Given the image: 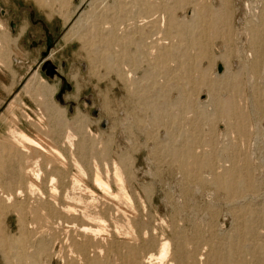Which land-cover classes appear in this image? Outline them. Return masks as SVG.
I'll use <instances>...</instances> for the list:
<instances>
[{
  "label": "rangeland",
  "instance_id": "obj_1",
  "mask_svg": "<svg viewBox=\"0 0 264 264\" xmlns=\"http://www.w3.org/2000/svg\"><path fill=\"white\" fill-rule=\"evenodd\" d=\"M0 7L6 10L0 12V229L10 236L0 243V264L87 262L63 241L69 227L62 223L58 231L51 217L60 214L59 205L83 210L89 202L72 189L75 178L105 205L99 211L105 222L90 224L103 229L97 242L105 237L107 245L99 244L110 251H88L102 264H146L144 253H157L164 241L170 244L166 263L216 264L210 253L220 246L227 257L217 264H232L239 255L233 264H264V0H0ZM29 7L50 27L55 42L48 57L72 84L64 102L56 97L61 78L41 69L44 44L30 46L28 29L38 34L44 27L31 23ZM195 9L214 24L196 20ZM33 74L53 91L29 88ZM22 132L40 146L22 142ZM191 155L198 162L189 163ZM33 166L39 177L29 173ZM97 170L109 182L107 194L94 182ZM19 188L32 199L3 200ZM70 229V242H81ZM235 245L246 248L244 256Z\"/></svg>",
  "mask_w": 264,
  "mask_h": 264
},
{
  "label": "bare ground",
  "instance_id": "obj_2",
  "mask_svg": "<svg viewBox=\"0 0 264 264\" xmlns=\"http://www.w3.org/2000/svg\"><path fill=\"white\" fill-rule=\"evenodd\" d=\"M43 1V0H42ZM90 1V0H89ZM93 1H95V0H91V3L93 2ZM99 1V0H98ZM63 5V4H62ZM109 6V5H108ZM122 10V9H121ZM196 10V9H195ZM194 10V11H195ZM202 10V9H201ZM84 10L83 11H81L79 14H78V16H77V18H76V20L71 24V27H72V25L73 24H77L78 22H80L79 20H81V17H82V19H83V14H84ZM109 12V11H108ZM195 15H193V17L195 18V16H196V20H197V18L199 17V21L201 20V21H206L208 24L209 23H212L211 21L210 22H208V19H207V15L204 13H200L199 12V10L197 9L195 12ZM90 14H92V13H90ZM94 14H97L96 12L94 13ZM87 15V14H86ZM98 15V14H97ZM204 15H205V17H204ZM220 14L218 13V16H219ZM217 15H216V18L218 17ZM86 17H89V16H86ZM114 17V16H113ZM212 17V16H211ZM222 17H223V15H222ZM101 18V17H100ZM219 19H220V17H218ZM96 20V19H95ZM98 20V19H97ZM107 20V19H106ZM212 20V19H211ZM101 22H102V20H100ZM103 21H105V19L103 20ZM110 21V20H109ZM151 20H149V22H150ZM153 22V21H152ZM160 22L161 23H163V22H165V20H164V18L162 19V20H160ZM85 23V22H84ZM95 23V22H94ZM113 23V22H112ZM213 24H214V22H213ZM78 25V24H77ZM76 25V26H77ZM84 25V24H83ZM93 25V24H92ZM100 25V24H99ZM161 25V24H160ZM216 26L218 25L217 24V21H216V24H215ZM75 25H73V27H74ZM82 26V25H81ZM97 26V25H96ZM208 26V25H207ZM213 26V25H212ZM212 26H210V27H212ZM72 27V28H73ZM93 27H95V26H93ZM100 27V26H99ZM117 27V26H116ZM71 28V29H72ZM77 28V27H76ZM96 28V27H95ZM204 28V27H203ZM208 28V27H207ZM252 28H253V26H252ZM97 29H99V28H97ZM96 29V30H97ZM82 31V30H81ZM110 31H111V29H110ZM71 32H72V30H71ZM78 32V31H77ZM74 33V32H73ZM79 33V32H78ZM119 34V33H118ZM258 34V33H257ZM68 35V34H67ZM66 35V36H67ZM66 36H65V38H66ZM69 36V35H68ZM257 36V35H256ZM109 41V40H108ZM112 41V40H111ZM110 43V42H109ZM161 43V42H160ZM164 43H162V45H163ZM166 44V43H165ZM164 44V45H165ZM163 45V46H164ZM257 50V49H256ZM258 54V53H257ZM257 56H259V55H257ZM257 58H259V57H257ZM257 58H255V59H257ZM260 59V58H259ZM253 61H254V59H253ZM256 61V60H255ZM254 61V63H256ZM258 63V62H257ZM260 64V63H259ZM223 65V64H222ZM257 64H255V70L257 71V69H258V66H256ZM225 69V70H224ZM223 70H224V72H223ZM227 70V68H226V66L224 67V65H223V69L221 70V72H223V73H225V71ZM220 72V71H219ZM228 72V71H227ZM45 82V81H44ZM29 88H32V89H37V88H39L40 90H41V92H44V93H47V91H50V90H52L53 91V89H52V86L51 85H49V84H47V83H43V82H41L40 80H39V76H38V74H33L30 78H29ZM71 84V83H70ZM209 84V83H208ZM71 86H72V84H71ZM51 91V92H52ZM52 99V98H51ZM227 102V101H226ZM217 103H218V101H217ZM233 103H234V100H232V102H228V104H230L231 106L230 107H228V108H230L229 109V111H231V109L234 107V106H236L235 105V103H234V105H233ZM53 107V106H52ZM228 111V112H229ZM227 112V113H228ZM232 113V112H231ZM20 134V133H19ZM19 136V135H18ZM19 139L20 140H22V142H26V143H30V144H32V145H39L38 144V142H36L34 139H32L31 137H29V136H27L25 133H21L20 134V136H19ZM69 141V140H68ZM40 146V145H39ZM55 151V150H54ZM57 153V152H56ZM194 154V153H193ZM59 156V155H58ZM191 156H193V155H191ZM190 156V157H191ZM196 156V155H195ZM197 157V156H196ZM200 159V158H199ZM189 160V159H188ZM187 159H186V162L185 163H187V161H188ZM202 159H200V161H201ZM204 160V159H203ZM206 160V159H205ZM204 160V161H205ZM182 161V160H181ZM189 163H191L192 162V164L193 163H196V162H198V159L196 160V158L193 156V157H191L190 158V160L188 161ZM183 163V162H182ZM184 163V164H185ZM202 163H203V161H202ZM188 164V163H187ZM206 164V163H205ZM33 165V164H32ZM36 165V164H35ZM199 165V164H198ZM194 166H195V164H194ZM202 166H203V164H202ZM202 166H200V168H202ZM36 167L35 166H33V167H30V169H29V173L32 175V176H34L35 178L36 177H39V173H37L36 171H37V169H35ZM188 168V167H187ZM187 168H184V169H186L187 170V172H188V169ZM198 168V167H197ZM235 168V167H234ZM199 169V168H198ZM236 171H232L233 173L234 172H237V169H235ZM190 171V170H189ZM229 171H231V170H229ZM95 172V171H94ZM186 172V173H187ZM114 176H115V178H116V180L119 182V184L121 185V174H120V171H119V168L116 166L115 168H114ZM230 174V173H229ZM29 176V178L30 177H32V176ZM227 175V174H226ZM231 175H232V177H233V174L231 173ZM230 175V176H231ZM236 175V174H235ZM243 175V174H242ZM241 175V176H242ZM241 176H239V177H241ZM218 177V176H217ZM238 177H236V179H237ZM244 178H246L245 176H244ZM239 179V178H238ZM241 179V178H240ZM239 179V180H240ZM33 180V179H32ZM115 180V181H116ZM217 180H218V178H217ZM225 180V179H224ZM239 180H237V181H239ZM243 180V178L241 179V181ZM31 181V180H30ZM78 179H73V181H72V183H73V185H72V189L73 188H78V190H77V192H78V195H80L81 196V198H82V196H84L85 195V197H88V198H90V199H87L89 202L87 203V205H85L84 207H83V210H81V209H73V208H71V207H69V205H67L66 206V204L65 205H59V207L57 208L59 211H58V213H60V214H58L56 211V213L58 214V216H51V214L52 213H50V216L52 217V223H56L55 225L58 227V226H60L62 223H65L64 225H66V226H64V227H69L68 229L66 228V229H64L63 231L65 232V234H64V232H63V234H64V239H63V241L64 242H66V243H69V245H71V249H72V246H74V248H78V250H79V253L78 254H82V253H84L85 254V256H86V258H87V262L85 263V264H91L92 263V261H94L95 262V264H102L103 263V261H102V263H100V261L98 260V258L100 259V257H98L97 258V256L95 257V255H94V252H96V254L98 255V256H100L99 254H98V251H97V248H99V251H100V248H102V246H105V245H107V243L106 242H108V241H104L103 240V238H105V237H103V238H101V240H102V242L104 241L105 242V245H102V242L100 243V241L99 242H97V240H99L100 239V234H101V231L103 230V229H100V228H98V227H93L91 224H93V223H91L90 224V222L92 221V220H94V219H97L98 218V221L97 222H101V221H99V219H101V220H103L104 222H105V220L102 218V216L100 215V212L99 211H103V210H105L104 209V207H105V205L103 206H101V207H99L100 206V201H98V200H100V199H102V198H98L97 199V195L96 194H94V192H93V190H91V189H89V188H82L81 186H79L77 183H78ZM228 181V180H227ZM234 181H236L235 179H234ZM240 181V182H241ZM244 181V180H243ZM245 181H246V179H245ZM33 182V181H32ZM94 182L96 183V185H98L99 187H102V189H104V191L106 192V191H110L109 189H110V185H109V182L108 181H106L104 178H103V176L98 172V170H97V172H95V175H94ZM218 182V181H217ZM221 182V181H220ZM230 181H228L227 183H229ZM240 182H238L239 184H241ZM223 183H225V185H226V182L224 181ZM246 183V182H245ZM31 185H32V187H33V183H30ZM29 184V185H30ZM123 184V183H122ZM231 184V183H230ZM233 184V183H232ZM235 184V183H234ZM244 184V183H243ZM243 184H241V185H243ZM247 184V183H246ZM12 185V184H11ZM228 185V184H227ZM226 185V186H227ZM236 185V184H235ZM234 185V186H235ZM240 185V186H241ZM78 186V187H77ZM233 186V185H232ZM244 186V185H243ZM31 187V186H30ZM32 187H31V189H32ZM231 187V186H230ZM229 187V188H230ZM234 188V187H233ZM232 188V189H233ZM31 189H29V191L31 190ZM35 189V188H34ZM235 189V188H234ZM33 190V189H32ZM121 190H122V194L127 198V196H128V194H127V192L125 191V189H124V187L123 186H121ZM74 191V190H73ZM32 192V191H31ZM36 192V191H35ZM233 192V191H232ZM25 193V191H23L21 188H19V189H17L15 192H13V193H9V194H6V195H4L5 197H2V198H6V199H3L4 201L5 200H7L9 203L12 201H17V197H19V196H21V195H23ZM28 193V192H27ZM30 193V192H29ZM34 193V191L32 192V194ZM74 193V192H73ZM35 194V193H34ZM39 194V193H38ZM106 194H107V192H106ZM24 196H25V194H24ZM27 196V195H26ZM25 196V197H26ZM63 196V195H62ZM28 198H29V195L27 196ZM37 197H39V196H37ZM73 197V196H72ZM77 197V196H76ZM99 197V196H98ZM23 198V197H22ZM30 198H31V195H30ZM29 198V199H30ZM40 198V197H39ZM47 198V197H46ZM70 198V197H69ZM78 198V197H77ZM81 198H79V199H81ZM131 198V197H130ZM25 199V198H24ZM32 199V198H31ZM72 199V198H71ZM70 199V200H71ZM96 199H97V201H98V204H97V201H96ZM128 199V198H127ZM56 200V199H55ZM84 200V199H83ZM82 200V201H83ZM25 201V200H24ZM39 201V200H38ZM27 202V201H26ZM8 203V204H9ZM16 203V202H15ZM17 203H18V201H17ZM16 203V204H17ZM7 204V203H6ZM16 204H13V205H16ZM19 204V203H18ZM26 205H27V203H25ZM25 204H23V206H25ZM41 205H44V203L43 204H41ZM111 205V206H110ZM7 206V205H6ZM45 206V205H44ZM110 206V208L112 207V204H110L109 203V205H108V207ZM17 207V206H16ZM38 207V206H37ZM36 207V208H37ZM39 207H41V206H39ZM43 207V206H42ZM115 207V206H114ZM24 208V207H23ZM118 208V207H117ZM2 209V208H1ZM26 209V207L23 209V210H25ZM32 209V208H31ZM109 209V208H108ZM17 210V209H16ZM20 210H22V209H20ZM38 210V209H37ZM40 210V209H39ZM38 210V211H39ZM41 210H42V208H41ZM40 210V211H41ZM120 210V209H119ZM17 211H19V210H17ZM34 211H35V209H34ZM110 212L111 210L109 209V210H106V212ZM121 211V210H120ZM22 212V211H21ZM24 212H26V211H24ZM24 212H22V213H24ZM52 212V211H51ZM107 212V213H108ZM112 212V211H111ZM117 212V216H118V214L119 213H121V212H119V211H116ZM115 212V213H116ZM119 212V213H118ZM257 212V211H256ZM21 213V214H22ZM33 213V212H32ZM37 213V212H36ZM35 212L33 213V214H36ZM62 213H64L63 214V216H62ZM112 213H114V209H113V212ZM114 213V214H115ZM253 213H254V211H253ZM262 213H264V211L262 210ZM55 214V213H54ZM123 214V213H122ZM121 214V215H122ZM260 214V213H259ZM25 215H26V213H25ZM25 215L23 216V217H25ZM37 215V214H36ZM112 215V214H111ZM120 215V214H119ZM258 215V214H257ZM21 216V217H22ZM49 216V217H50ZM64 216H66L67 217V219H66V217H65V220H63L64 218ZM105 216H106V214H105ZM113 216V215H112ZM122 216H124V215H122ZM128 216V215H127ZM35 217V216H34ZM115 216H113V218H114ZM126 217V216H125ZM264 217V216H263ZM0 218H1V216H0ZM19 218H20V216H19ZM36 218V217H35ZM57 218H60L59 220L57 219ZM116 218V217H115ZM239 218V217H238ZM260 218V217H259ZM259 218H257V219H259ZM24 220L23 218H20L19 219V221H22V220ZM51 219V218H50ZM50 219H48L49 221H50ZM110 219H112V218H110ZM25 220H27L26 219V217H25ZM35 220V219H34ZM129 220H130V217H129ZM251 220H252V218H251ZM4 221H5V219H4ZM18 221V222H19ZM264 221V220H263ZM24 222V221H23ZM27 222H29V221H27ZM95 222V221H94ZM97 222H96V224H97ZM248 222H249V220H248ZM51 223V222H50ZM251 223V222H250ZM19 225H20V222L18 223ZM95 224V225H96ZM101 224V223H100ZM103 224V223H102ZM248 224L249 223H247V227H248ZM254 224V223H253ZM263 224V223H262ZM21 225H22V222H21ZM20 225V227H22ZM27 225H28V223H27ZM27 225H25L26 227H27ZM46 225V224H45ZM49 225V224H48ZM47 225V226H48ZM50 225H52V224H50ZM50 225H49V227H50ZM54 225V224H53ZM249 226H250V224H249ZM263 226V225H262ZM20 227H19V231H21L22 230V228H21V230H20ZM28 227H29V225H28ZM54 227V226H53ZM52 227V228H53ZM55 227L56 229H58V231H61V230H59L60 228L58 227ZM251 227V226H250ZM256 227V226H255ZM254 227V228H255ZM52 228H49V229H52ZM55 228H54V230H55ZM61 228H63V227H61ZM70 228H73V230H74V232H73V234L75 233V234H77V238H79V236H83V238H82V240H81V238H80V240H81V242H79V241H77V239L75 240V239H72L71 240V242H70V235H71V232H69V231H71V229ZM102 228V227H101ZM249 228V227H248ZM247 228V229H248ZM252 228V227H251ZM254 228L253 229H249V231L250 230H254ZM263 228V227H262ZM24 229H25V227H24ZM23 229V231H25V232H27V229H25L24 230ZM33 229V228H32ZM49 229H47L48 231H49ZM244 229L246 230V228L244 227ZM53 230V231H54ZM243 231V232H246V231ZM0 231H1V234H0V243H2V242H7V240H9V238H10V236H8L4 231H2L1 229H0ZM21 232V233H19L20 235L22 234V233H24V232ZM45 231V230H44ZM52 231V230H51ZM50 231V232H51ZM111 231V230H110ZM28 232H29V230H28ZM47 232V231H46ZM49 232V233H50ZM128 232V231H127ZM240 232V231H239ZM255 232V231H254ZM54 233V232H53ZM53 233H50V234H53ZM56 233H58L57 232V230H56ZM55 233V234H56ZM123 233V232H122ZM248 233V232H247ZM250 233V232H249ZM248 233V234H249ZM26 234V233H25ZM29 234V233H28ZM27 234V235H28ZM59 234V233H58ZM72 234V235H73ZM124 234V233H123ZM255 234V233H254ZM242 235H243V233H242ZM246 234L244 233V236H245ZM258 235V234H257ZM55 236V235H54ZM53 236V237H54ZM59 236V235H58ZM58 236H57V234H56V236H55V238L57 237L58 238ZM103 236V235H102ZM104 236H106V235H104ZM132 236V235H131ZM244 236H241V238L243 237V238H246V237H244ZM251 236H253V234H251ZM22 237H24V236H22ZM60 237V236H59ZM61 237H62V234H61ZM74 237H75V235H74ZM237 237V236H236ZM239 237V236H238ZM255 237V236H254ZM254 237L252 238L254 241H255V239H254ZM12 238H14V239H16L15 240V242H17V240H20L21 238L19 237V239H18V237H16L15 238V236L14 237H12V235H11V240H12ZM25 238H26V236H25ZM56 238V239H57ZM107 238V237H106ZM242 238V239H243ZM250 238V240H252ZM60 240H61V238H59ZM239 239V238H238ZM238 239H236V240H238ZM242 239H240L241 241H242ZM260 239V238H259ZM52 240V239H51ZM59 240V242H61ZM106 240H109V237L106 239ZM247 240V239H246ZM248 240H249V238H248ZM21 241H23V240H21ZM21 241L19 242V243H21ZM57 241H58V239H57ZM62 241V242H63ZM221 241V240H220ZM239 241V240H238ZM50 242V241H49ZM96 242H97V244H99V245H97L96 244ZM230 242H233V241H230ZM243 242H244V239H243ZM9 243V242H8ZM43 243V242H42ZM110 243V242H109ZM108 243V244H109ZM127 243H129V242H127ZM131 243V242H130ZM209 243H210V241H209ZM234 243V242H233ZM232 243V244H233ZM237 243V242H236ZM241 243V242H240ZM14 244V243H13ZM65 244V243H64ZM133 244V243H132ZM208 244V243H207ZM214 244V243H213ZM228 244V243H227ZM231 244V245H232ZM11 245V244H10ZM43 245H44V243H43ZM136 245V244H135ZM170 244H169V242H167V241H164V242H162L161 244H160V246H159V251H157V253H154V251H152V252H147V253H144V254H146L145 256H144V259H143V263H146V264H173L172 262H167L166 263V259H167V257L169 258V250H170V246H169ZM210 245V244H209ZM211 245H212V243H211ZM215 246L217 245V244H214ZM19 247V249H21V246L20 245H18ZM42 246V245H41ZM46 246H47V250H48V244L46 245V243H45V245L43 246V247H40L41 249L42 248H44V249H46ZM63 246L64 245H62V248H63ZM66 246V247H65ZM65 248L66 249H68V252H70V250L71 249H69V248H67V246L68 245H66L65 244ZM110 245H108V247H109ZM144 245H142V247H143ZM146 246H147V244H146ZM145 246V247H146ZM208 246V245H207ZM228 246H229V244H228ZM235 246H237V245H235ZM235 246H234V248H233V246H232V248H233V250H232V248H231V246H230V248H231V253L227 250V253L226 254H228V252L230 253V255H229V258H230V260L231 259H233L232 257L235 255V253H234V251H235ZM239 246H242V245H239ZM239 246H237V249H238V252L240 253H242L243 251H245L246 250V248H245V250H239ZM261 246V245H260ZM259 246V247H260ZM9 247V246H8ZM23 247V246H22ZM37 247V246H36ZM70 247V246H69ZM92 247H95L96 248V250H94V248H92ZM106 248V247H103V248H106V250H104L103 248L101 249V251H103L104 250V252L106 253V251L109 249V248ZM114 246H111V251H112V248H113ZM132 247H134V246H132ZM131 247V248H132ZM219 247L220 246H217L216 248H218V250H219ZM247 247V246H246ZM251 247V246H250ZM9 248H12V247H9ZM24 248V247H23ZM135 248H137V246L135 247ZM134 248V249H135ZM210 248V247H209ZM223 248V247H222ZM247 248H249V247H247ZM253 248V247H252ZM256 248V247H255ZM261 248V247H260ZM259 248V249H260ZM263 248V247H262ZM8 249V248H7ZM6 249V250H7ZM61 249V248H60ZM66 249H64L65 251H63V252H66ZM93 250L94 252H93V256L95 257V258H97V259H95L93 256H92V253H91V256L93 257V259L91 258V256H88L89 254V252H90V250ZM134 249H133V251H134ZM138 249V248H137ZM144 249V248H143ZM212 249V248H211ZM244 249V248H243ZM63 250V249H62ZM77 250V251H78ZM91 250V251H92ZM150 250V249H149ZM203 250V249H202ZM217 249L215 250V249H213L212 251H211V253L210 254H212V256H213V259L216 257V259H214L215 261L214 262H216V264H217V262H220V261H222L223 260V258L222 257H225L226 255L224 254V253H221V250H220V252L218 251ZM252 251L254 250V249H251ZM255 250H258V249H255ZM261 250H263V249H261ZM44 251V250H43ZM77 251H74V252H77ZM89 251V252H88ZM108 251H110V249L108 250ZM143 250H141V252H142ZM208 251H209V249H208ZM249 251H250V249H249ZM249 251H248V249H247V252L249 253ZM18 252V251H17ZM59 252V251H58ZM103 252V253H104ZM132 252V251H131ZM136 252H138V251H136ZM143 252H145V251H143ZM180 252V251H179ZM258 252V251H257ZM47 253V252H46ZM100 253V252H99ZM102 253V256H104V254ZM178 253V252H177ZM239 253H237L236 252V256H238L239 255ZM246 253V252H245ZM251 253H253V252H251ZM250 253V254H251ZM264 253V252H263ZM58 255H59V257L61 256L59 253H57ZM62 254V253H61ZM71 254V253H70ZM83 254V255H84ZM132 254V253H131ZM207 254V253H206ZM209 254V253H208ZM208 255V257L209 256H211V255ZM220 254H221V256H220ZM222 254H224V255H222ZM25 255H26V253H25ZM31 255V254H30ZM63 255H64V257H65V254L63 253ZM82 255V256H83ZM133 255V254H132ZM179 255V254H178ZM202 255V254H201ZM242 255L244 256V254L242 253ZM256 255H257V253H256ZM16 256H19V257H23L24 256V251H23V249H21V250H19V253H18V255H16ZM48 256V255H47ZM71 257L72 256H74V254L73 255H70ZM70 256H69V260H72V258L70 259ZM77 256V255H76ZM81 256V257H82ZM134 256H136V255H134ZM142 256V255H141ZM173 256H176V254H174ZM203 256V255H202ZM207 256V255H206ZM215 256V257H214ZM240 256V255H239ZM238 256V258H235V259H238L239 260V258L241 259V257H239ZM252 256H253V254H252ZM254 256H255V254H254ZM253 256V257H254ZM28 257V256H27ZM64 257H62L63 258V260L65 261V262H63V263H66V261H68V260H65V258ZM75 257V256H74ZM78 257V256H77ZM76 257V258H77ZM138 257V256H137ZM136 257V258H137ZM199 257H201V256H199ZM220 257L222 258L221 260H220ZM227 257V256H226ZM246 257V256H245ZM250 257V256H249ZM252 257V258H253ZM61 258V259H62ZM75 258V259H76ZM104 258V257H103ZM106 258V257H105ZM204 258V257H203ZM202 258V259H203ZM211 258V257H210ZM210 258H208L209 260H210ZM228 258V259H229ZM244 258V257H243ZM255 258H257V257H255ZM79 259V258H78ZM200 259V258H199ZM228 259H225L226 261L228 260ZM22 260V259H21ZM51 260V259H50ZM101 260H102V257H101ZM107 259H104V261H106ZM219 260V261H218ZM224 260V261H225ZM238 260H236V261H238ZM173 261V260H172ZM176 261V260H175ZM202 261V260H201ZM201 261H200V263H201ZM204 261V260H203ZM231 261H233V260H231ZM231 261L229 262V263H231ZM235 261V262H236ZM250 261H251V259H250ZM83 261H81L80 263H82ZM107 262V261H106ZM105 262V263H106ZM197 262V261H196ZM210 262V261H209ZM234 262V261H233ZM233 262H232V264H233ZM234 262V263H235ZM240 262H243V260H241ZM245 262V261H244ZM72 263H74V260L71 262V264ZM198 263V262H197ZM206 263V262H205ZM205 263H203V264H205ZM211 263V262H210ZM213 263V262H212ZM222 263V262H221ZM227 263V262H226ZM226 263H224V264H226ZM66 264H68V262L66 263ZM75 264H77V263H75ZM84 264V263H83ZM176 264V263H175ZM202 264V263H201ZM207 264V263H206ZM219 264V263H218ZM238 264V263H237ZM241 264V263H240Z\"/></svg>",
  "mask_w": 264,
  "mask_h": 264
},
{
  "label": "flooded vegetation",
  "instance_id": "obj_3",
  "mask_svg": "<svg viewBox=\"0 0 264 264\" xmlns=\"http://www.w3.org/2000/svg\"><path fill=\"white\" fill-rule=\"evenodd\" d=\"M27 9H28L27 12H29L28 18H29V20H31V23L32 24L41 23L42 27H44L43 31H41V33H38V34L34 33L31 29H28V36L30 38L29 39L30 46L34 47V46L44 44V48L41 50V54L44 57V59L41 62V69L44 70V72L46 73L47 66H45L44 63L46 60H50V62L56 67V70L60 73V71L58 69V65L48 57V52L50 51V48L52 47L53 43L55 42L54 41L55 39L53 37V34H52L50 27L46 24L45 21H43V19H41L38 16H36V17L34 16L35 14H34L33 8L29 7ZM0 12H1V14H4L6 12L5 8L0 7ZM8 25L12 31L16 30V28L18 27V19L15 17V15L11 16L9 18ZM54 26L56 27L57 25L55 24ZM61 64L65 65L64 62H62ZM42 65L44 66V68H42ZM60 74H62V73H60ZM62 75H64V74H62ZM71 89H72V86L70 89L64 88L62 90V78H61V82L59 84L57 93H62V95H63L66 91L71 90Z\"/></svg>",
  "mask_w": 264,
  "mask_h": 264
},
{
  "label": "water",
  "instance_id": "obj_4",
  "mask_svg": "<svg viewBox=\"0 0 264 264\" xmlns=\"http://www.w3.org/2000/svg\"><path fill=\"white\" fill-rule=\"evenodd\" d=\"M45 66H47V69H46V74L49 75V76H53L55 73L58 74L61 78H62V90L64 88H67V89H70L71 88V84L70 82L67 80V78L60 74L57 70H56V67L50 62V60H46L45 63H44ZM42 68H44V66L42 65ZM223 69V65L221 62H219L217 64V70L218 71H221ZM56 97L59 99L60 102H64V99L62 97V93H57L56 94ZM73 101H69V104H72Z\"/></svg>",
  "mask_w": 264,
  "mask_h": 264
}]
</instances>
